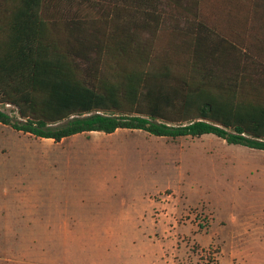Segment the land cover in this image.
Wrapping results in <instances>:
<instances>
[{"label": "trees", "instance_id": "trees-1", "mask_svg": "<svg viewBox=\"0 0 264 264\" xmlns=\"http://www.w3.org/2000/svg\"><path fill=\"white\" fill-rule=\"evenodd\" d=\"M0 123L264 150V0H0Z\"/></svg>", "mask_w": 264, "mask_h": 264}, {"label": "rangeland", "instance_id": "rangeland-1", "mask_svg": "<svg viewBox=\"0 0 264 264\" xmlns=\"http://www.w3.org/2000/svg\"><path fill=\"white\" fill-rule=\"evenodd\" d=\"M0 264H264V150L0 123Z\"/></svg>", "mask_w": 264, "mask_h": 264}, {"label": "crops", "instance_id": "crops-1", "mask_svg": "<svg viewBox=\"0 0 264 264\" xmlns=\"http://www.w3.org/2000/svg\"><path fill=\"white\" fill-rule=\"evenodd\" d=\"M119 130V129H118ZM163 200H164V198H162L161 200L160 199H158V201L156 200H149V202H150V204H151V206H150V209H151V207L153 208L154 206H157V207H164L163 205H164V203H163ZM163 214V212H161V213H158V216H160V215H162ZM153 218H155V217H153V215H152V218H150V219H153ZM163 218H165L164 216H160L159 218H157L158 219V221H160L161 222V220H163Z\"/></svg>", "mask_w": 264, "mask_h": 264}]
</instances>
